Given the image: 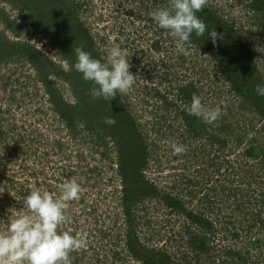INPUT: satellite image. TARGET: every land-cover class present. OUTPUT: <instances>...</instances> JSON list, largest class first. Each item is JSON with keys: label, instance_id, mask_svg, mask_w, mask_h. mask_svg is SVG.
I'll use <instances>...</instances> for the list:
<instances>
[{"label": "rangeland", "instance_id": "1", "mask_svg": "<svg viewBox=\"0 0 264 264\" xmlns=\"http://www.w3.org/2000/svg\"><path fill=\"white\" fill-rule=\"evenodd\" d=\"M168 7L0 0V228L24 211L32 190L59 195L75 180L79 199L68 202L58 229L85 239L70 264H264V96L255 91L264 85V0H205L197 15L212 19L204 36L193 34L188 55L152 19ZM113 46L127 54L133 87L110 102L92 100V83L74 67L76 49L107 62ZM156 83L190 85L188 119L152 98ZM194 94L220 111L216 121L193 120ZM120 107L135 131L97 121ZM173 140L185 151L174 154Z\"/></svg>", "mask_w": 264, "mask_h": 264}, {"label": "clouds", "instance_id": "2", "mask_svg": "<svg viewBox=\"0 0 264 264\" xmlns=\"http://www.w3.org/2000/svg\"><path fill=\"white\" fill-rule=\"evenodd\" d=\"M204 5L205 0H170V7L157 8L151 12L153 21L159 28L166 30L174 41L177 52L188 55L185 46L193 34L197 37L205 35L207 26L197 15ZM207 35L214 43L218 38L215 29L208 31ZM74 67L82 74L84 81L92 83L93 87L89 90L92 100L110 102L118 93L128 94L134 84L135 76L130 72L127 54L119 46L108 49L107 62L95 59L89 52L77 48ZM170 81L167 78V82ZM166 83L164 86L156 83V86H161L154 89L152 98L167 111L176 110L179 112L178 117L188 119L186 98L190 96V85L187 88L174 84L166 87ZM255 91L257 95L264 96V85L257 84ZM190 114L205 123H212L219 118L220 111L205 105L194 94ZM104 122L114 125L116 121L113 117H106ZM79 127H84L83 122ZM169 144L174 154L185 151L174 140L169 141ZM80 191V185L75 180L64 183L59 195L32 190L23 200L24 211L0 228V264H70L69 254L82 248L85 239L82 235L74 236L69 231L58 229L67 220L65 209L68 202L79 199Z\"/></svg>", "mask_w": 264, "mask_h": 264}, {"label": "trees", "instance_id": "3", "mask_svg": "<svg viewBox=\"0 0 264 264\" xmlns=\"http://www.w3.org/2000/svg\"><path fill=\"white\" fill-rule=\"evenodd\" d=\"M211 17H209V19H208V22H207V20L205 21V23L207 22V24L208 23H210L211 22V19H210ZM223 35H220V38H223L222 37ZM264 37V36H263ZM201 40L203 41L204 40V38H201ZM224 70H225V68H224ZM236 83V82H235ZM237 84V83H236ZM237 85H239V84H237ZM239 89H240V87H239ZM116 102L118 103L119 102V99L118 100H116ZM87 105V104H86ZM116 107V106H115ZM117 107H119V106H117ZM95 110H98V109H96V108H94ZM119 109H121V111H114L113 113H112V115H111V117H115L114 119H116V121H117V125H118V123H120V124H123V128H122V130L125 132V133H129V132H131V131H135V129H134V125H133V121L131 120V118L129 117V114L127 113V111H126V109L123 107H120ZM63 110V109H62ZM66 110H70L72 113H75L76 112V110H75V108H73V107H66ZM125 110V111H124ZM81 112V111H80ZM60 114L63 116L64 115V110H63V112H60ZM78 115H79V113H78ZM80 116V115H79ZM82 116V115H81ZM95 116H96V119H97V121L101 124V126H103L104 125V121H105V118L107 117L106 115H102L101 114V112H99V113H97V114H95ZM109 117V116H108ZM120 117V121L118 120V118ZM64 119H68V118H66V117H64ZM74 119L78 122V123H80L82 120L83 121H85L86 119L84 118V117H77L76 116V118L74 117ZM70 122H71V120H69ZM69 123V122H68ZM121 126V125H120ZM120 128V127H119ZM104 129H107L106 128V126H105V128ZM114 138L116 139V137L118 138V137H121L118 133H116V132H114ZM135 147V146H134ZM134 147H131V149L132 150H134L133 151V153L131 154H129L130 156H138V150L137 149H135ZM134 154V155H133ZM168 204L170 205V206H172V207H174V206H177L178 204L176 203V202H174V201H171V199L169 200V202H168ZM187 215H188V217H190V218H192L193 219V221H195L198 225H200L201 226V228L203 229V228H205V230H209L210 228H209V226H210V224L207 222V221H205L204 219H202V218H200V217H198L197 215H194L193 213H187ZM206 224V225H205ZM192 236H195V239H194V241H196V243L198 244H200L201 245V247H204V248H207V246H208V241L205 239V238H203V239H201L200 238V236H199V234H196V233H193L192 234ZM231 252L232 251H229L228 253L229 254H231ZM161 254H164L163 256H164V258L166 259V261L167 260H169V258H167V255H166V253H162V252H160ZM164 259V260H165Z\"/></svg>", "mask_w": 264, "mask_h": 264}, {"label": "flooded vegetation", "instance_id": "4", "mask_svg": "<svg viewBox=\"0 0 264 264\" xmlns=\"http://www.w3.org/2000/svg\"><path fill=\"white\" fill-rule=\"evenodd\" d=\"M197 119V123L199 122V120H198V118H195V119H193V120H196Z\"/></svg>", "mask_w": 264, "mask_h": 264}]
</instances>
